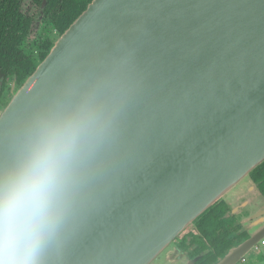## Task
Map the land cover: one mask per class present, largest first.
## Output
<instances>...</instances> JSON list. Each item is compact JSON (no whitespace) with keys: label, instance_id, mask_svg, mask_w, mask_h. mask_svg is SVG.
<instances>
[{"label":"water","instance_id":"obj_1","mask_svg":"<svg viewBox=\"0 0 264 264\" xmlns=\"http://www.w3.org/2000/svg\"><path fill=\"white\" fill-rule=\"evenodd\" d=\"M113 57L133 65L121 143L50 264H191L178 236L264 162V0H91L1 110L0 159Z\"/></svg>","mask_w":264,"mask_h":264},{"label":"clouds","instance_id":"obj_2","mask_svg":"<svg viewBox=\"0 0 264 264\" xmlns=\"http://www.w3.org/2000/svg\"><path fill=\"white\" fill-rule=\"evenodd\" d=\"M113 57L35 110L0 159V264H50L94 182L114 161L133 92Z\"/></svg>","mask_w":264,"mask_h":264},{"label":"flooded vegetation","instance_id":"obj_3","mask_svg":"<svg viewBox=\"0 0 264 264\" xmlns=\"http://www.w3.org/2000/svg\"><path fill=\"white\" fill-rule=\"evenodd\" d=\"M80 3L81 0H0V21L6 27L4 45L10 47L0 49V112L30 75H24L23 70L32 66L31 74L34 72L68 28L62 31L71 14L70 6L75 9ZM247 182L248 186L241 185L243 199L238 206L230 204L232 192L220 197L178 236L174 250L183 253L191 264H217L254 232L262 233L264 163L251 172ZM254 248L258 251L251 255ZM174 258L180 259L177 255ZM234 264H264V236Z\"/></svg>","mask_w":264,"mask_h":264},{"label":"trees","instance_id":"obj_4","mask_svg":"<svg viewBox=\"0 0 264 264\" xmlns=\"http://www.w3.org/2000/svg\"><path fill=\"white\" fill-rule=\"evenodd\" d=\"M90 2H91V0H81L80 7H76L75 9L73 8V5L70 6L71 14L69 16V19L66 21V25L64 26L62 31L65 30L67 27H70L72 22L86 9L87 5ZM5 32H6V27L0 21V49L1 48H6V49L10 48L8 45H4V42H5L4 34H5ZM46 52H48V51H46ZM46 52L41 55V58H43L44 55L47 54ZM32 71H33V67L30 66V67H27L25 70H23V74L24 75L25 74L26 75H29V74L31 75Z\"/></svg>","mask_w":264,"mask_h":264},{"label":"crops","instance_id":"obj_5","mask_svg":"<svg viewBox=\"0 0 264 264\" xmlns=\"http://www.w3.org/2000/svg\"><path fill=\"white\" fill-rule=\"evenodd\" d=\"M244 186H248V182H246L245 184H244ZM241 189H242V186L240 185L238 188H236L235 190H233L232 191V193H231V195H233V198H232V200L230 201V204H232L233 206H238V204L240 203V202H242V199L241 200H236L235 198H236V193H240V194H242V191H241ZM230 195V194H229ZM247 197V196H246ZM246 197H244V198H246Z\"/></svg>","mask_w":264,"mask_h":264},{"label":"rangeland","instance_id":"obj_6","mask_svg":"<svg viewBox=\"0 0 264 264\" xmlns=\"http://www.w3.org/2000/svg\"><path fill=\"white\" fill-rule=\"evenodd\" d=\"M247 180H248V179H247ZM247 180L243 181L240 185L245 184V183L247 182ZM240 185H239V186H240ZM239 186H238V187H239ZM238 187H237V188H238ZM234 190H235V189H234ZM232 191H233V190H232ZM232 191H231V192H232ZM231 192H230V193H231ZM230 193H228V194L225 195V196H228ZM257 251H258V249H257V250H256L255 248L252 249V251H251V252H252L251 255H252V254H253V255L256 254L255 252H257ZM258 254H259V253H258ZM251 255H250V256H251Z\"/></svg>","mask_w":264,"mask_h":264}]
</instances>
